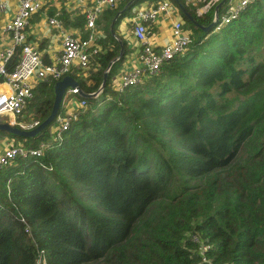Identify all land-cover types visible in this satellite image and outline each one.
<instances>
[{
    "label": "trees",
    "instance_id": "1",
    "mask_svg": "<svg viewBox=\"0 0 264 264\" xmlns=\"http://www.w3.org/2000/svg\"><path fill=\"white\" fill-rule=\"evenodd\" d=\"M138 1L96 20L90 68L68 74L100 92L77 96L85 103L57 137L49 124L25 138L0 130L40 148L0 169V264H264V0L218 29L194 23H210L217 0L203 15L178 0L194 19L181 13L184 50L115 90L123 54L113 59L111 30ZM57 79L33 86L38 123Z\"/></svg>",
    "mask_w": 264,
    "mask_h": 264
},
{
    "label": "built area",
    "instance_id": "2",
    "mask_svg": "<svg viewBox=\"0 0 264 264\" xmlns=\"http://www.w3.org/2000/svg\"><path fill=\"white\" fill-rule=\"evenodd\" d=\"M12 1L15 2V5L11 16L0 24V36L7 35L9 39V44L0 45V121L21 129H30L38 121L31 117L28 120H22L18 117L21 116L32 98L35 82L47 75L52 78H59L71 72L73 67L79 70L88 67L90 57L99 50L95 20L104 8L114 6L117 0H93L86 6L83 12L84 25L89 30L84 37L61 30L57 20V12L48 17L47 23L59 28L60 35V51L49 62L42 61L39 49L29 42L24 30L27 19L40 8L45 0ZM185 1L189 2L191 0ZM225 1V11L220 16L216 28L228 22L231 17L237 15L242 8L254 0ZM8 2L9 0H0V11L7 7ZM172 10L169 0H157L153 5L139 10L130 17L132 35L140 42L139 64L120 74L115 90L134 84L142 74L157 71L163 60L184 50L190 40V33L183 29L182 20L179 18L172 21L170 39L166 43L156 48L148 40V30L144 22L151 23L160 14H168ZM105 71H107V67ZM2 85H5V87H2ZM66 92L77 94V89L76 87H68ZM99 92L98 88L90 94L96 96ZM84 103L81 98L78 106H83ZM63 114L57 117L58 122L52 130V134L56 137L62 129L67 127L70 119L74 118V115L70 112ZM6 116L11 117L5 120ZM39 145L41 147L43 144L40 143ZM27 151L38 154L40 148L27 149L21 144L5 146L0 150V168L9 163L16 155H24ZM36 264H45L41 255L36 258Z\"/></svg>",
    "mask_w": 264,
    "mask_h": 264
},
{
    "label": "crops",
    "instance_id": "3",
    "mask_svg": "<svg viewBox=\"0 0 264 264\" xmlns=\"http://www.w3.org/2000/svg\"><path fill=\"white\" fill-rule=\"evenodd\" d=\"M93 0H45L40 8L32 13V15L27 19V22L24 26V30L26 33V37L40 51L41 59L43 62L51 61L60 51V35L59 28L53 27L47 23V18L53 16L55 12H57V20L60 24V29L66 32H70L74 35H78L84 37L86 32L89 30L85 27V19L83 16L84 9L86 6L91 3ZM118 1V0H117ZM116 1V3H117ZM155 0H140L137 3H134L130 8V15H125L118 20L115 25V29L111 33L113 37L117 40L118 50L115 57L118 56L119 51L120 55L114 60L120 58L123 54V57L120 59L119 65L116 70L110 76V84L113 89L117 88L118 79L120 74L124 71L131 70L134 66H138V52L140 50V42L132 35L131 28L132 23L130 22V17L137 13L139 10L149 7L153 5ZM171 9H173L168 14L162 13L160 14L154 21L151 23L145 21L144 23L147 26L148 30V40L153 44L154 47L158 48L162 44L166 43L170 39L171 34V24L174 19H181L183 23V16L181 12H179L178 7L169 0ZM115 3V4H116ZM15 2L9 0L7 7L0 11V24L5 22L12 13L13 6ZM113 7V6H112ZM109 8V7H108ZM102 12V11H101ZM101 12L98 14L96 20L99 18V22H104ZM80 23L78 17H81ZM95 20V31L97 33V39L103 36V32ZM114 19L112 18V21ZM184 30L189 31L187 28H183ZM98 43V41H97ZM9 44V39L7 35L0 36V45ZM99 46V43H98ZM100 48V46H99ZM125 50V52H123ZM111 62V61H110ZM92 64V57L89 59L88 67L85 69H78L73 67L71 72L85 74L87 70L90 68ZM109 65L107 66L108 70ZM37 82H35L36 84ZM34 84V85H35ZM5 87V85H2ZM72 93L66 92V98L62 102L61 110L64 113H71L72 110L76 108V104L78 106L77 101L71 100ZM76 97L78 95H75ZM53 126H49V132L52 133ZM0 150H2V145H10L13 140V137H10L6 134H0ZM14 139V138H13ZM16 143V142H15ZM20 144V143H16ZM13 145V144H11ZM23 145V144H22Z\"/></svg>",
    "mask_w": 264,
    "mask_h": 264
},
{
    "label": "water",
    "instance_id": "4",
    "mask_svg": "<svg viewBox=\"0 0 264 264\" xmlns=\"http://www.w3.org/2000/svg\"><path fill=\"white\" fill-rule=\"evenodd\" d=\"M173 1L176 4V6L178 7V9L181 11V13L187 17V19H189L190 21H194V19L190 15V13L186 11V9L183 7V5L178 0H173ZM223 2H225V0H219V2L216 4L215 9H214V15L215 16H217L218 7L221 6L223 4ZM129 3H130V1H128L120 10H118L115 13L113 19L119 13H121L124 10V8L126 7V5ZM194 23L198 24V26H200L202 29H209L214 24L213 21H211L207 25H202V24H199L195 21H194ZM119 55H120V51H119L118 56ZM117 57H115V58H117ZM105 77H106V71L103 73L102 80L100 83V88L104 84ZM67 87H70V88L76 87L77 94L80 97H87V96L91 95L89 93L82 92L78 88L76 80L72 76L65 74L61 78L54 81L53 86H52L53 99H52L50 111L39 123H37L34 127L30 128V129H21V128H18L17 126L10 125L9 123H6L4 121H0V130L6 131L8 133H11L12 135H16V136H20V137H24V138L34 136L36 133H38L40 130H42L45 126H47L53 120L54 116L56 115V113L58 111L59 105L62 101V96H63Z\"/></svg>",
    "mask_w": 264,
    "mask_h": 264
},
{
    "label": "rangeland",
    "instance_id": "5",
    "mask_svg": "<svg viewBox=\"0 0 264 264\" xmlns=\"http://www.w3.org/2000/svg\"><path fill=\"white\" fill-rule=\"evenodd\" d=\"M173 3H174V1L173 0H171ZM185 1V0H184ZM210 1L211 0H191V1H189V2H187V1H185V2H187V3H189V4H191V5H193L194 6V10H195V13L196 14H198V15H203V13H204V10L206 9V7H207V5L210 3ZM219 2V0H217V3ZM216 3V4H217ZM225 2H223V4H224ZM175 4V3H174ZM216 4H215V6H216ZM222 4V5H223ZM176 5V4H175ZM215 6H214V9H215ZM220 7V6H219ZM219 20H220V18L219 17H217V16H215L214 15V11H213V13H212V18H211V21H213L214 22V24H213V26L212 27H214V29H218L220 26H222V25H220L218 28H216V24L219 22ZM210 21V22H211ZM37 47V46H36ZM115 58V57H114ZM113 58V59H114ZM68 74V73H67ZM65 75V74H64ZM69 75V74H68ZM63 76V75H62ZM61 76V77H62ZM61 77H59V78H61ZM46 78H52L50 75H47V76H45L44 78H41V79H38L37 80V82L38 81H41V80H44V79H46ZM58 78V79H59ZM140 78V77H139ZM68 88V87H67ZM66 88V89H67ZM76 95H78V94H76ZM66 96V90H65V92H64V94H63V96H62V101H61V105H62V102L64 101V99L66 98L65 97ZM71 100L72 101H77L78 102V99H77V97L75 96V95H71ZM77 104H76V108H74L72 111L73 112H71L73 115H74V118H75V110L77 109ZM64 112H62V113H58V111H57V113H56V115L54 116V118H53V120L49 123V125L48 126H53V128L56 126V124H57V122H58V120H57V117H59V116H62V115H64L63 114ZM32 116V111L31 110H28V108L26 107L24 110H23V113L21 114V116H19L18 118L19 119H22V120H28L30 117ZM5 120H8V117L6 116L5 117ZM0 137H1V135H0ZM2 139L0 138V141H1ZM12 140H13V142L11 143V144H16V143H20L21 145H22V142L19 140V139H16V138H12ZM16 142V143H15ZM10 144V145H11ZM1 146L2 147H5V146H7V145H2L1 144ZM22 146H24V145H22ZM40 146V145H39ZM12 160V159H11ZM11 160H10V162H11ZM9 162V163H10ZM8 164V163H7ZM6 165V164H5ZM4 166V165H3ZM2 166V167H3ZM1 167V168H2ZM0 168V169H1Z\"/></svg>",
    "mask_w": 264,
    "mask_h": 264
},
{
    "label": "bare ground",
    "instance_id": "6",
    "mask_svg": "<svg viewBox=\"0 0 264 264\" xmlns=\"http://www.w3.org/2000/svg\"><path fill=\"white\" fill-rule=\"evenodd\" d=\"M7 117H8V119H10L11 116H7Z\"/></svg>",
    "mask_w": 264,
    "mask_h": 264
}]
</instances>
